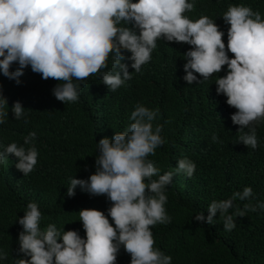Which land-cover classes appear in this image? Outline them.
Masks as SVG:
<instances>
[{
  "label": "clouds",
  "instance_id": "9594fccd",
  "mask_svg": "<svg viewBox=\"0 0 264 264\" xmlns=\"http://www.w3.org/2000/svg\"><path fill=\"white\" fill-rule=\"evenodd\" d=\"M194 9V2L188 0H0V71L19 84L23 70L31 66L42 79L60 82L52 90L57 100L75 103L80 95L76 81L106 69L110 54L112 70L102 74V82L116 91L132 79L129 64L122 61L130 60L131 68L139 73L141 66L151 61L157 40L185 43L192 46L183 54V79L188 85L200 84L227 66V74L215 79L217 94L225 95L226 103L237 109L231 119L240 126L239 142L255 149L256 128L264 123V19L250 7L230 5L222 16L230 25L226 51L224 32L214 20L201 16L193 21L185 15ZM125 51L131 55L125 57ZM228 52L234 58H229ZM13 63L19 65L15 71L10 70ZM194 73L203 80L198 81ZM6 106L7 98L0 92V125L7 122ZM11 111L16 120L25 117L19 101ZM157 115L158 111L137 105L130 116L134 122L125 131L97 143L96 172L86 180L69 178L68 197L75 195L77 186L90 195L108 197L112 202L108 216L115 227L104 212L81 209L79 221L86 239L75 230H58L54 224L42 230L39 206L29 202L23 217L18 218L23 227L19 252L28 259H16V264H116L121 245L130 254L131 264H171V256L154 248L151 231L157 224L171 223L164 205L174 175L160 174L148 159L166 143L162 125L153 126ZM35 138L36 133L31 132L23 145L13 142L4 147L0 165H6L11 154L18 158L15 167L24 176L31 173L38 151L24 145H32ZM195 169L194 162L182 158L175 172L191 178ZM252 197L248 186L229 199L214 200L207 209L206 222L215 223L213 218L219 213L224 230L231 231L236 227L234 217H243L257 207L264 209V203L256 207L248 203L229 214L234 200ZM194 218L205 222L203 212ZM7 257V252L0 251V260Z\"/></svg>",
  "mask_w": 264,
  "mask_h": 264
},
{
  "label": "trees",
  "instance_id": "16d2710c",
  "mask_svg": "<svg viewBox=\"0 0 264 264\" xmlns=\"http://www.w3.org/2000/svg\"><path fill=\"white\" fill-rule=\"evenodd\" d=\"M188 2H194L195 9L185 15L193 21L201 16L214 20L224 32L226 51L230 25L222 16L230 5L250 7L264 19V0ZM191 47L157 40L152 59L141 66V72H134L130 60L122 61L129 64L132 79L116 91L102 82V74L112 70L110 54L106 69L85 81H76L80 84V95L75 103L57 100L52 90L60 82L42 79L31 66L23 70L19 84L0 71V92L8 102L7 122L0 125V151L13 142L23 145L31 132L36 133V138L32 145L24 146H35L38 151L37 164L27 176L15 167L18 158L14 155H9L6 165H0V251L8 253L0 264L28 259L19 252L23 227L18 218L23 217L29 202L39 206L42 230L54 224L58 230H75L86 239L79 221L81 209L104 212L115 227L108 216L112 202L106 195L93 196L77 186L75 195L68 197L67 187L70 177L86 180L96 172L97 143L104 137L111 139L115 132L125 131L134 122L130 116L137 105L158 111L153 126L162 125L161 136L166 141L148 159L160 169V174L174 173L173 182L166 188L168 200L164 205L171 223L151 227L154 248L171 256V264H264V209L257 207L256 211L247 210L243 217H234L236 227L231 231L224 230L219 213L213 218L215 223L206 222L211 202L229 199L248 186L253 197L234 200L229 214L248 203L253 207L264 203V123L256 128L255 149L239 142L240 126L231 119L237 109L216 91L215 79L227 74V66L200 84L188 85L183 79L186 75L183 54ZM124 55L128 57L131 53L125 51ZM228 56L234 58L231 52ZM18 67L13 63L10 70ZM194 74L198 81L203 80ZM17 101L25 108V117L19 120L14 119L11 111ZM182 158L196 165L191 178L175 172L177 161ZM201 212L205 222L194 218ZM116 264H131V256L123 245Z\"/></svg>",
  "mask_w": 264,
  "mask_h": 264
}]
</instances>
